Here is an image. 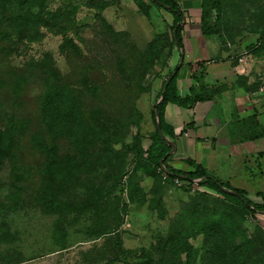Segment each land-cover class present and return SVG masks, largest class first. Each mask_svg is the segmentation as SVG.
<instances>
[{"label":"rangeland","instance_id":"374dc122","mask_svg":"<svg viewBox=\"0 0 264 264\" xmlns=\"http://www.w3.org/2000/svg\"><path fill=\"white\" fill-rule=\"evenodd\" d=\"M5 4L10 24L35 13L41 36L11 53L0 37V264H264V216L165 182L148 157L180 52L172 16L151 0H0V17ZM201 15L198 47L246 59L224 79L239 77L256 104L262 141L233 180L255 199L264 0H204Z\"/></svg>","mask_w":264,"mask_h":264},{"label":"crops","instance_id":"0c3cea01","mask_svg":"<svg viewBox=\"0 0 264 264\" xmlns=\"http://www.w3.org/2000/svg\"><path fill=\"white\" fill-rule=\"evenodd\" d=\"M177 1L183 13L184 47L180 48V52L175 50L173 64L171 61L173 67L170 68L173 73L167 82L177 74L176 83L181 97L189 95L191 87L199 83H206V87L214 89L216 93L212 99L198 101L190 106L173 102L167 104L164 120L174 128V137L163 135L172 146L164 159L167 160L166 165L176 171L193 172L200 166L214 178L237 187L233 180L244 175V165L251 159V149L255 148L251 144V122L258 119L256 104H253L254 98L249 88L239 82V77L235 76L230 82L224 79L233 66L238 73V63L235 65L232 58L218 60L214 54L208 53L207 48L205 50V47H198L195 43L201 28L203 0ZM184 52L185 55L182 54ZM203 61L205 62L202 68L205 72L201 82L197 83L198 80L194 78L197 75L193 71L200 67L198 63ZM260 104L263 105L262 100ZM256 141L262 140L260 138ZM256 146L258 147V143ZM189 161H192L193 165ZM196 181L200 182L201 178ZM198 187L202 192L215 194L207 187ZM258 192L260 191L256 192V200L252 199L247 191L248 197L256 203L262 202Z\"/></svg>","mask_w":264,"mask_h":264},{"label":"trees","instance_id":"16d2710c","mask_svg":"<svg viewBox=\"0 0 264 264\" xmlns=\"http://www.w3.org/2000/svg\"><path fill=\"white\" fill-rule=\"evenodd\" d=\"M7 1V0H5ZM24 3V7L21 4H18V8L24 9L27 7L25 4L29 3L28 8H31L37 5H40V7L45 5L46 0H22ZM157 7L164 9L168 13H170L173 16V25L172 28L175 30V36L173 37V40L180 48H183V13L180 10V4L177 0H151ZM204 2V0H203ZM203 2H202V10H203ZM6 3V2H5ZM217 8L219 7L218 2L213 3ZM6 4L3 6L1 10V17H0V37L1 42L5 43L6 50H8V53H11L15 48L20 46V43L24 40H30L33 41L35 39H38L41 36L40 29L38 28V20L37 15L31 14L25 17V15L20 16L16 21L15 24H10V20L6 15ZM45 21H49L48 19L42 18ZM49 23V22H48ZM63 23V22H62ZM44 25H49L46 22L43 23ZM201 29L203 34L207 35V30L204 25V19L202 15L201 19ZM20 31L18 34L13 31ZM231 58L235 61V65L238 63V57L231 56ZM203 63H198L200 65L201 69H196L193 71V73L197 76H194L195 79H197V83L201 82V79L203 77V74L205 70L202 68ZM175 70V68H174ZM173 73V69L170 70L169 76ZM202 76V77H201ZM177 74H175L174 78L170 80L168 85L166 86V81L164 82L161 96L162 100L160 101L158 105V112L160 114V129L162 131L163 135H166L168 137H174L173 127L167 124L164 120V112L165 108L168 103L173 102L179 105L183 106H190L194 105L198 101H206L210 100L214 97V94L216 93L214 89H208L206 87V83L203 84H194L190 89V94L181 97L178 94V88L176 83ZM240 79V78H239ZM205 84V85H204ZM52 106L51 103L45 105V110L47 112L46 106ZM48 107V108H50ZM51 115V114H50ZM50 125V123H48ZM263 137V134H253L251 136L252 139H260ZM2 134L0 132V151H3L5 148V144L1 141ZM172 146L163 138L161 137L160 130H156V136L154 139L153 144L148 149V157L149 159L156 163L158 165V169L162 173V177L164 178V175L166 174V178H164L165 182H169L171 184H175V180L178 179L182 182L181 187H186L188 190H191L193 185L201 186V187H207L208 189L215 192L214 195H211V193L208 192H198L203 193L206 197L214 196V198H217L218 200H222L223 202L230 203L233 205H236L238 207H243L245 210H247L252 216H257V214L264 216V192L260 191L258 192V195L261 196L262 202H254L252 199L248 197V193L243 188L233 187L229 182H223L217 178H214L213 176L206 173V171L200 167L197 166L196 171L193 172H182V171H176L166 165V159L164 157L171 151ZM164 165H162V163ZM191 165H193L192 161H189ZM201 178L200 182H197L196 179ZM121 212L118 210L117 215H120ZM116 261L114 258L108 259L106 264H113ZM232 264H241L240 261L236 260V263L231 260Z\"/></svg>","mask_w":264,"mask_h":264},{"label":"built area","instance_id":"2783aa9c","mask_svg":"<svg viewBox=\"0 0 264 264\" xmlns=\"http://www.w3.org/2000/svg\"><path fill=\"white\" fill-rule=\"evenodd\" d=\"M245 63H246V59H244L243 57L242 58H239L238 59V64H237V72L242 74L244 73V67H245ZM166 174L164 175V178H166ZM175 184H177L178 186H181L182 185V182L178 179L175 180ZM195 187H198L196 185H193V190H196Z\"/></svg>","mask_w":264,"mask_h":264},{"label":"water","instance_id":"95a60500","mask_svg":"<svg viewBox=\"0 0 264 264\" xmlns=\"http://www.w3.org/2000/svg\"><path fill=\"white\" fill-rule=\"evenodd\" d=\"M168 82L166 83V86H167Z\"/></svg>","mask_w":264,"mask_h":264},{"label":"clouds","instance_id":"9594fccd","mask_svg":"<svg viewBox=\"0 0 264 264\" xmlns=\"http://www.w3.org/2000/svg\"><path fill=\"white\" fill-rule=\"evenodd\" d=\"M183 23V22H182Z\"/></svg>","mask_w":264,"mask_h":264}]
</instances>
